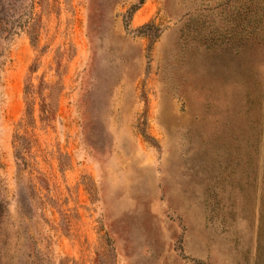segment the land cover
<instances>
[{
  "label": "rangeland",
  "instance_id": "rangeland-1",
  "mask_svg": "<svg viewBox=\"0 0 264 264\" xmlns=\"http://www.w3.org/2000/svg\"><path fill=\"white\" fill-rule=\"evenodd\" d=\"M0 3V264H264V0Z\"/></svg>",
  "mask_w": 264,
  "mask_h": 264
},
{
  "label": "trees",
  "instance_id": "trees-1",
  "mask_svg": "<svg viewBox=\"0 0 264 264\" xmlns=\"http://www.w3.org/2000/svg\"><path fill=\"white\" fill-rule=\"evenodd\" d=\"M4 13V10H2V3H0V35H7L14 29L12 27L13 25L9 24L8 20L3 18Z\"/></svg>",
  "mask_w": 264,
  "mask_h": 264
}]
</instances>
